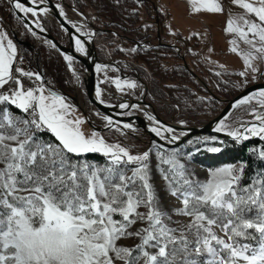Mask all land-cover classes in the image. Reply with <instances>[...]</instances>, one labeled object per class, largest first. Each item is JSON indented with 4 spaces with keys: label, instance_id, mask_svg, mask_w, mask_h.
Here are the masks:
<instances>
[{
    "label": "snow or ice",
    "instance_id": "obj_1",
    "mask_svg": "<svg viewBox=\"0 0 264 264\" xmlns=\"http://www.w3.org/2000/svg\"><path fill=\"white\" fill-rule=\"evenodd\" d=\"M10 2L20 13L38 15L36 8L20 0ZM30 2L37 4V0ZM189 3L194 13L226 11L222 0ZM229 3L242 10L227 19L225 32L247 45L241 50L237 39L230 41V51L240 55L245 66L239 75L246 77L249 71H261L254 62L264 63V0ZM75 43L77 51L84 52L81 41ZM64 58L72 60L71 56ZM16 60V45L0 31V264H264V181L239 188L240 175L226 167L200 183L186 177L184 165L175 156L161 157V164L170 166L161 171L179 177L164 175L169 194L182 204L174 211L189 218L186 223L173 221L159 206L150 183L149 153L131 155L119 145L107 144L95 132L86 136L80 128L83 121L69 118L72 109L63 96L42 85L25 87L21 77L42 78L14 67ZM253 100L264 107V89L235 106ZM11 106L26 116H14ZM255 118L259 126L246 131L264 138V115ZM226 127L221 121L216 131ZM45 130L58 143L42 142L36 133ZM151 131L165 138L160 127ZM227 134L242 135L238 130ZM177 139L171 137V141ZM88 153L103 154L108 165L73 162V156ZM260 156L264 158V152ZM138 221L145 226L130 231ZM172 223L178 226L171 227ZM126 238L138 243L131 247L118 243Z\"/></svg>",
    "mask_w": 264,
    "mask_h": 264
},
{
    "label": "trees",
    "instance_id": "obj_2",
    "mask_svg": "<svg viewBox=\"0 0 264 264\" xmlns=\"http://www.w3.org/2000/svg\"><path fill=\"white\" fill-rule=\"evenodd\" d=\"M3 1V21L9 36L18 44L20 58L30 63L39 75L42 74L44 61L41 51L35 46L28 30L16 17L8 1ZM63 1L86 15L97 30L93 42L98 60L106 64L115 62L121 74L135 73L140 76L148 88L145 100L153 105L157 115L164 121L184 120L189 126L204 125L224 107V103L217 98H232L241 92L234 81L237 76L235 72L218 69L203 56V48L207 45L204 37L208 31L201 30L197 34L192 31V34L185 35L183 28L179 26L181 20L178 19V14L181 13L176 10L177 18L173 17L172 8L168 4L159 6L157 0ZM172 28L178 31V36L184 43L172 35ZM46 29L59 40L57 27L47 24ZM101 30H112L126 38L103 33ZM158 31L161 44L156 37ZM208 35L210 36L209 33ZM128 39L145 40L147 44L143 48L135 49L134 44ZM170 44H176L181 48L180 54L184 57L188 69L185 68L177 51L169 46ZM191 72L207 85L209 92L195 80ZM21 79L25 87L41 86L33 78L21 77ZM103 86L112 90V87L106 83ZM45 88L52 91L50 88ZM66 100L69 98H65L68 104ZM9 111L14 116L21 118L26 116L14 106H11ZM79 111L93 130L83 112L80 109ZM96 133L104 137L103 135L109 134L110 131ZM36 135L42 142L58 143L46 130L37 132ZM118 136H114L116 141L121 142L130 153L136 154L134 146L127 143L137 142V139L128 134L124 137ZM243 136L233 139L215 136L217 141L203 142L196 146L187 145L184 147V152L189 155L191 163L208 170L240 164L242 171H238L240 175L238 187L251 188L257 181H264V158L260 156V150H264V138L250 136L248 139H243ZM208 148H218L219 151L213 152ZM72 160L74 163L86 162L97 167H105L109 163L108 158L101 153L73 156ZM132 167L135 165L128 166V168ZM163 169L169 168L164 165ZM164 174L175 176L174 172H164ZM175 178L179 180L178 176Z\"/></svg>",
    "mask_w": 264,
    "mask_h": 264
},
{
    "label": "rangeland",
    "instance_id": "obj_3",
    "mask_svg": "<svg viewBox=\"0 0 264 264\" xmlns=\"http://www.w3.org/2000/svg\"><path fill=\"white\" fill-rule=\"evenodd\" d=\"M167 1L168 0H157L159 6L166 4ZM222 2L226 9L224 13L213 14V13H208L204 11L194 13L191 10V5L189 3V0H186L188 9L190 11L184 9L182 14H178V19L181 20V23H180L181 25L179 24V26L183 28L185 35L192 34V31L195 32L196 34L197 32L201 31L202 25L199 24V22L203 23L207 27V31L210 34V36L208 35V33H206L204 37V40L207 45L204 46L203 48V52H202L203 56L206 57V59L208 60L210 64L216 66L218 69L223 68L225 70H229L230 72H235L237 76L234 78V81L237 87H239L242 91L244 88H246L247 86L251 84L258 83V82H264V63L260 61L254 62L256 66L261 69V71L259 72L253 73L249 71L246 77H242L239 75L241 71L245 70V66L243 64V60L241 56L230 51V48L232 47V45L230 44V41L232 39H237V44L241 50H246L247 45L243 44L242 41H239V39L234 37L233 34L226 33L225 26L219 25L216 23L219 22L220 20L226 24V21L227 19H229L230 16L239 14L242 10L239 9L237 6L231 5L229 3V0H222ZM8 4L10 6L9 1H8ZM3 7H4V1L0 0V19H1L0 31L5 32L7 34L8 39H11L13 42V38L10 37L7 32L6 26L4 24L5 21H3L4 20L2 16ZM62 9L67 17L71 19L77 18L76 15H74L67 9L65 8H62ZM172 11H173L172 16L173 17L176 16L177 18V15L175 14V9H173ZM26 16L37 25V22L34 21V17L30 13L27 14ZM50 18L52 17L46 16V15H37L38 24H40L41 27H43V29H45L46 31H47L46 29L47 24L53 27H57L56 25L51 23V21L49 20ZM57 28H58V33L60 35V38L58 41L62 44H65L67 41V36L63 30H61L59 27ZM27 30L34 41L35 46L39 48V50L41 51L43 61H44V67L42 69V74H40L42 79L36 82L38 84H41L42 86L52 89V91L55 92L56 94H59L62 91H65L70 96H77L78 104H76L70 99L66 100L68 104L74 106V107L70 106L72 109V112L69 118L70 119L79 118L83 121V123L80 125V128H81V131L86 136H90L95 131L100 132V133L104 131H110L109 134L103 135L104 137H102L99 134L97 135L103 138L104 141L109 145H119L120 147H122L123 146L122 143L119 141H116L114 136L117 137L118 136L117 134H119V136L124 137L127 135L125 132H122L119 129H110V130H104V131L95 130V129L104 128L105 126H107V123L96 109L88 105V102L85 96L84 85L82 81V74L80 73V71L83 70L82 65L76 62L75 60H71V62H69L68 60H65V58L61 56L55 50V48L52 46V44L47 39H44L36 34L33 35V33H31L29 29ZM171 33L174 37L177 38V40H181V42L184 43L182 41L183 39L178 36V31L176 29L172 28ZM209 38H210V41H209ZM14 44L16 45V49H17V57L20 58V55H19L20 51L18 49V44L16 42ZM28 64L30 68H28L25 71H31L35 74H38L32 68L31 64L30 63ZM69 64L73 66L74 70L68 67ZM14 67H16L15 63H14ZM100 75L103 81L102 85L106 83L109 87H112V90H110L107 87L106 88L104 86L103 87L107 91L115 93L114 85H116L115 81L118 80L120 77L119 69L115 68L114 66L107 65L105 67L100 68ZM32 78L35 79L34 76ZM125 81L129 83H134L136 86L134 88H127V89L122 88L120 90L118 89L120 94L130 96L135 99H139L142 96V92H143L142 87L139 85V83L136 82L133 78H129ZM103 96H102L103 101L107 103L111 102L109 99H106ZM75 107L79 108L80 110L81 109L83 110V114L85 115L89 124H91L93 130L88 126V124L84 120L79 109ZM253 110H255V114L253 113ZM256 114L264 115V107H261L255 100H253L249 104L241 105L224 121V124L227 127L222 132L228 133V131L230 130H238L240 133L243 132L244 136H247V137L252 136L251 133L246 131V129L248 127H252L253 126L252 124L259 122L255 118ZM170 122L184 123L186 126H189L184 120H173ZM245 124H249V126L244 127ZM133 133L139 140L137 139V142L128 141L127 144L133 145L135 148L134 152L138 155H142L144 152L149 153V160L147 161L149 179H150V183L153 185L154 192L158 198L159 206L161 207L163 211L167 212L169 215L172 216L173 221H177L180 223H186L189 218L181 216V215H177L174 211L175 209L182 207V204L179 200H177V198L172 197L169 194L168 181L164 179L165 174L164 172L161 171V169L164 166L163 164H161V157L170 158L172 156H175V158L184 165L185 175H187L190 179L196 180L200 183H206L209 179L212 178V173L218 169L208 170L199 165L191 163L189 155H186L184 152V147L187 145L196 146L203 142L217 141V138L215 136H209V135H198V136H195L189 139L184 145L178 148L171 149V148L163 147L155 142H152L150 145L147 144L148 138L142 131L139 132L138 130H136ZM256 137H261V136H256ZM208 149L210 150L211 148H208ZM261 152H264V150H260V153ZM130 154L136 155L133 153H130ZM167 166L168 168H170L169 165ZM226 167H232L234 170H236L238 174V171L240 169V164L224 166L222 168H226ZM127 175H131V171H129ZM139 211L145 212L146 209L141 208L139 209ZM116 218L119 219V217H116ZM144 226H145L144 223L138 221L136 225L132 226L130 231L135 230L137 228L144 227ZM170 226L177 227L178 224L172 223L170 224ZM219 234L223 235V233H219ZM118 243L123 246L131 247L134 244L138 243V240L134 238H126V239H122Z\"/></svg>",
    "mask_w": 264,
    "mask_h": 264
},
{
    "label": "water",
    "instance_id": "obj_4",
    "mask_svg": "<svg viewBox=\"0 0 264 264\" xmlns=\"http://www.w3.org/2000/svg\"><path fill=\"white\" fill-rule=\"evenodd\" d=\"M8 1L16 17L24 24L27 29L31 31V33H35L36 35L47 39L61 56H71L72 60H75L82 65L83 70L80 71V73L82 74V81L88 105L96 109L107 123V126H105L104 128L95 130L104 131L110 129H119L131 136H135L133 133L134 131L141 130L148 138L147 144L150 145L152 142H155L163 147L171 149L178 148L184 145L189 139L198 135L222 136L233 139V137L229 136L227 133L216 131L220 122H224L238 107L241 106H235L237 101L251 96L253 93L258 92L261 89H264V82H258L247 86L233 98H217V100L224 103V107L214 118L209 120L204 125L193 127L186 126L184 123L164 121L157 115V112L153 105L145 100V96L148 94V88L145 82L137 74L120 73L119 79L115 81V93L109 92L103 87L102 77L100 75V70H97V65H99L100 68L108 65L114 66L117 69L118 66L115 62L106 64L98 60L93 42L97 30L94 28L90 19L86 15L77 11L72 5H68L63 0L59 2H55L53 0H37L36 5H33L30 0H20L21 3L25 4V6L36 8V10L38 11V15H43L42 11H40L41 9H48L49 16L52 17L49 19L51 23L63 30L67 36L66 43L62 44L49 32L43 29V27H41V25L39 24V27L42 29L40 30L37 25L33 21H31L24 13H20L19 10L15 9L10 0ZM62 8L67 9L76 16L83 17L84 21L86 22V27L82 26L81 22L76 18L71 19L67 17L64 12L63 15H61V10L63 11ZM34 21L38 24L37 16L34 17ZM101 32L110 33L121 38H126L125 36L119 35L112 30H101ZM156 37L157 41L161 44L159 31L157 32ZM76 39H79L81 41V44L84 47V52L77 51V45L75 43ZM128 40L134 44L135 49L143 48L147 44L145 40ZM169 46L177 51L184 62L185 68L188 69L184 57L180 54L181 48L176 44H170ZM68 67L74 70L72 65H68ZM191 74L195 78V80L199 81L203 88L207 92H209L207 85L203 81H200L199 77L195 73L191 72ZM129 78H133L142 87L143 92L142 96L139 99L121 95L117 88V81H119L120 83ZM97 89H99L100 91L99 96H97ZM58 95L69 98L70 100L78 104L77 96H70L65 91H62ZM102 96L106 99H109L111 102L107 103L103 101ZM122 104H126L128 105V107H120V105ZM81 111L83 112L82 109ZM150 116L154 119L150 120ZM106 117L107 119H105ZM109 120H111V124H109ZM259 123L260 122H256L252 125L259 126ZM125 124H129L131 125V127L125 128ZM248 126L249 124L244 125V127ZM153 127H160L161 133L165 138L161 139L160 136H157L154 132H152L151 129ZM165 128H171L173 129V131L171 133L165 132ZM241 134V136L244 135L243 132H241ZM172 136H176L178 137V139L175 141H171ZM136 139L138 138L136 137Z\"/></svg>",
    "mask_w": 264,
    "mask_h": 264
},
{
    "label": "crops",
    "instance_id": "obj_5",
    "mask_svg": "<svg viewBox=\"0 0 264 264\" xmlns=\"http://www.w3.org/2000/svg\"><path fill=\"white\" fill-rule=\"evenodd\" d=\"M166 4H168L172 8L171 10L175 9V11L177 10L181 14L183 13L184 9H188L186 0H171V1L168 0ZM199 24L202 25L201 27L202 30H207V27L203 23L199 22ZM216 24L223 25L226 27V24L220 20ZM138 131L140 132L141 130Z\"/></svg>",
    "mask_w": 264,
    "mask_h": 264
},
{
    "label": "bare ground",
    "instance_id": "obj_6",
    "mask_svg": "<svg viewBox=\"0 0 264 264\" xmlns=\"http://www.w3.org/2000/svg\"><path fill=\"white\" fill-rule=\"evenodd\" d=\"M42 14L43 15H46V16H49V12L47 11V12H42ZM77 20H79L80 22H81V25L82 26H84V27H86V22L84 21V18L83 17H81V16H77V18H76ZM128 84H129V82H127V81H122V82H120V86L119 87H117L119 90L120 89H122V88H130V87H128Z\"/></svg>",
    "mask_w": 264,
    "mask_h": 264
},
{
    "label": "built area",
    "instance_id": "obj_7",
    "mask_svg": "<svg viewBox=\"0 0 264 264\" xmlns=\"http://www.w3.org/2000/svg\"><path fill=\"white\" fill-rule=\"evenodd\" d=\"M38 28L40 30H42L40 27H38ZM15 65H16V67L22 68L24 71L27 70L28 68H30L29 64L27 62H25V61H22L19 57H17V60L15 62Z\"/></svg>",
    "mask_w": 264,
    "mask_h": 264
}]
</instances>
